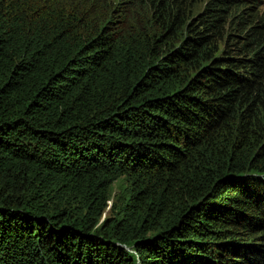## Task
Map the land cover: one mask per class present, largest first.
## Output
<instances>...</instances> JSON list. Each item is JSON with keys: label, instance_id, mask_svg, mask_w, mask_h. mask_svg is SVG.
I'll return each mask as SVG.
<instances>
[{"label": "trees", "instance_id": "1", "mask_svg": "<svg viewBox=\"0 0 264 264\" xmlns=\"http://www.w3.org/2000/svg\"><path fill=\"white\" fill-rule=\"evenodd\" d=\"M194 1L0 0V264H264V1Z\"/></svg>", "mask_w": 264, "mask_h": 264}, {"label": "rangeland", "instance_id": "2", "mask_svg": "<svg viewBox=\"0 0 264 264\" xmlns=\"http://www.w3.org/2000/svg\"><path fill=\"white\" fill-rule=\"evenodd\" d=\"M58 1L59 3H66V4H70L72 0H55ZM206 0H196L192 3V8L194 11H198L203 7V4ZM264 1V0H263ZM262 1V2H263ZM262 7L264 8V2L262 3ZM106 214V212H105Z\"/></svg>", "mask_w": 264, "mask_h": 264}]
</instances>
